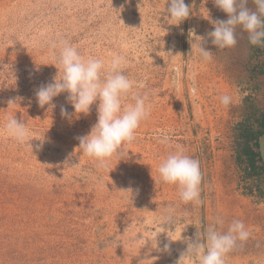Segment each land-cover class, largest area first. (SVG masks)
Listing matches in <instances>:
<instances>
[{
	"label": "rangeland",
	"instance_id": "obj_1",
	"mask_svg": "<svg viewBox=\"0 0 264 264\" xmlns=\"http://www.w3.org/2000/svg\"><path fill=\"white\" fill-rule=\"evenodd\" d=\"M167 3L0 0V264H177L187 244L169 238L194 241L209 226L225 233L234 220L249 238L225 264H264V178H248L239 161L243 124L264 113V47L240 27L235 47L215 46L208 33L228 16L213 0H185L191 14L179 25L166 18ZM247 7L256 10L252 0ZM60 41L106 65L123 56L133 88L122 106L134 96L150 106L107 169L82 155L77 139L97 122L96 105L77 116L66 92L51 109L36 101L35 89L63 75ZM9 116L28 125L33 151L7 135ZM175 151L199 161L198 205L160 177Z\"/></svg>",
	"mask_w": 264,
	"mask_h": 264
},
{
	"label": "clouds",
	"instance_id": "obj_2",
	"mask_svg": "<svg viewBox=\"0 0 264 264\" xmlns=\"http://www.w3.org/2000/svg\"><path fill=\"white\" fill-rule=\"evenodd\" d=\"M215 5L228 16L226 20L215 22L214 30L208 33L212 43L219 49L232 48L237 44L236 29L240 27L248 33V39L253 46L264 47V0H252L256 10L247 7L249 0H213ZM168 20L179 25L189 18L191 8L185 0H168ZM59 49V72L63 75L53 82L41 84L35 89L38 105L54 108L53 99L62 93H68L67 100L72 104L75 114H89L92 106L97 107V122L88 134L77 137L82 155L96 161L98 168L107 169L114 155H120L121 149L135 139L136 130L142 121L150 116V106L146 104V97L134 96V104L122 106V99L129 95L133 88V81L124 74L126 63L123 56L114 55L106 65L102 59L89 57L85 59L77 48L66 41L54 44ZM201 57L210 61L213 53L201 45ZM193 48V45H192ZM221 103L228 106L232 98L224 95ZM9 101V105L12 104ZM61 114L68 116L67 109L61 107ZM8 136L21 145L27 144L33 151L29 141L30 129L16 116H9L4 124ZM167 143V137L161 141ZM158 172L163 182L176 185L179 196L184 203L200 204L202 172L199 161L184 154L182 151L169 153L161 161ZM131 190V189H130ZM171 220V217H167ZM216 224H223L220 217ZM249 238L243 221L234 220L228 231L222 233L214 226L205 229L203 237L198 231L196 239H172L170 241L185 240L187 249L181 254L177 264L187 261L189 264H225L224 257L232 251L237 242H244ZM169 245H165L167 250Z\"/></svg>",
	"mask_w": 264,
	"mask_h": 264
},
{
	"label": "trees",
	"instance_id": "obj_3",
	"mask_svg": "<svg viewBox=\"0 0 264 264\" xmlns=\"http://www.w3.org/2000/svg\"><path fill=\"white\" fill-rule=\"evenodd\" d=\"M262 66L261 73L264 75V63ZM242 131L244 147L239 155V161L241 164H246L245 170L248 178H264V164L259 150V140L264 134V113L253 114L243 124ZM243 157H245L246 160H244Z\"/></svg>",
	"mask_w": 264,
	"mask_h": 264
},
{
	"label": "water",
	"instance_id": "obj_4",
	"mask_svg": "<svg viewBox=\"0 0 264 264\" xmlns=\"http://www.w3.org/2000/svg\"><path fill=\"white\" fill-rule=\"evenodd\" d=\"M259 150H260L262 162L264 164V134L261 136L259 140Z\"/></svg>",
	"mask_w": 264,
	"mask_h": 264
},
{
	"label": "crops",
	"instance_id": "obj_5",
	"mask_svg": "<svg viewBox=\"0 0 264 264\" xmlns=\"http://www.w3.org/2000/svg\"><path fill=\"white\" fill-rule=\"evenodd\" d=\"M261 138V137H260Z\"/></svg>",
	"mask_w": 264,
	"mask_h": 264
}]
</instances>
